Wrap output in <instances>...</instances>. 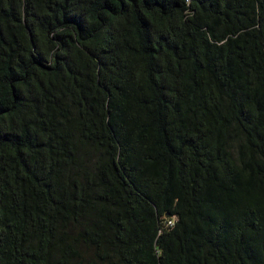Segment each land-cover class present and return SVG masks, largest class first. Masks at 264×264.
I'll return each mask as SVG.
<instances>
[{
    "label": "trees",
    "instance_id": "obj_1",
    "mask_svg": "<svg viewBox=\"0 0 264 264\" xmlns=\"http://www.w3.org/2000/svg\"><path fill=\"white\" fill-rule=\"evenodd\" d=\"M0 264H264V0H0Z\"/></svg>",
    "mask_w": 264,
    "mask_h": 264
}]
</instances>
